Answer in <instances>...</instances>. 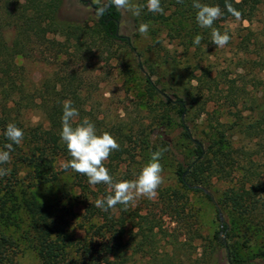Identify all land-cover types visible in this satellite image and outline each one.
I'll list each match as a JSON object with an SVG mask.
<instances>
[{"label":"rangeland","instance_id":"rangeland-1","mask_svg":"<svg viewBox=\"0 0 264 264\" xmlns=\"http://www.w3.org/2000/svg\"><path fill=\"white\" fill-rule=\"evenodd\" d=\"M69 2V11H77L84 20L88 19L93 24L96 14L92 7L72 5L75 0ZM132 2L144 6L141 15L148 11L147 0ZM160 2L164 13H153L155 18L146 22L149 25L146 36L138 31L139 25L143 23L141 15L136 17L131 12L122 11L121 31L133 39L137 47L134 57L129 56L122 47L113 49H118L116 54L102 47L89 53L85 44L72 34L51 30L47 37L61 49L63 55L60 61H68L71 66L69 69H75L83 80L81 94L85 100L84 119L94 123L97 134L107 131L120 145L119 150L112 152L104 162L114 182L135 179L151 159L152 153L158 150L163 152L160 159L163 183L157 189V196L154 199L139 197L128 206L144 215L157 217L162 228L159 231L160 252L168 243H179V264H201L199 259L207 250L206 246L216 243L214 235L228 222L230 225L233 223L235 229L230 241L237 244L238 256L245 261L243 264H258L263 248L256 244L258 242L244 247L239 228L248 222L252 231H256L258 239L264 240L263 217L260 214L242 217L232 213L231 208L223 203V198L224 193L231 188H249L252 185L249 182L251 177H255L257 184L264 183V131L263 139L256 137L254 132H238L233 136L228 132L231 142L224 144L226 146L223 148L231 154L232 160L225 166V172L212 178L205 186H197L202 191L187 189L182 185L178 171L181 165L186 168L194 159L195 144L184 137L176 111L171 109L170 114H167L162 105L163 97L150 95L146 77L154 72V81L174 87L178 96L173 92L166 93L173 101L182 97L185 91L197 95L199 90L195 88L201 79L210 77L214 80V93H206L203 97V100L211 101L206 111H201L196 102L193 112L185 114L193 139L203 142L205 148L214 145L219 139L215 129L216 120L219 118L229 124L233 122L227 116L231 107L225 103L228 93L223 87L237 80L241 85L247 83L252 95H255L261 83H264V0L248 18L226 21L219 18L215 21L213 27L222 34L227 32L231 37L223 48L212 43L211 29L201 28L198 24L191 25V19L181 17L188 7L179 8L183 0L179 3L177 0ZM4 32L11 36L16 34L13 29ZM196 35L202 37L200 45L193 44ZM83 39L88 46L90 38ZM42 49L34 46L33 59H20L26 65L29 76L37 83L64 66L50 57L46 58L48 55H42ZM133 58L144 65L137 67V61ZM161 87L159 85V89ZM243 107L240 104L238 108ZM164 115L169 116L166 125L161 120ZM42 116L39 110L28 111L26 120L35 124ZM67 161L65 158L57 160L55 169L63 170V164ZM0 168L8 170V175L0 177V195L7 196L13 211L15 206L17 209L14 211L15 217L6 224L2 223L6 227L1 228L20 243L15 250L13 264L40 262L37 252L29 245L32 243L27 233L30 220L22 204L27 194H34L44 204L55 205L51 210L59 226L63 227L60 235L74 249L76 243L83 242L87 236L89 225L84 220L87 202L100 199V186L112 192L105 184L90 185L87 177L72 170L63 174L61 183L52 188L50 184H42V175L35 174L24 164L14 161L9 165H0ZM63 193L64 197L60 198ZM207 194L214 201H210ZM257 201L258 197L252 199V203ZM19 218L27 222L20 224ZM172 247L169 245L167 249L173 250ZM139 264L146 262L141 260Z\"/></svg>","mask_w":264,"mask_h":264},{"label":"trees","instance_id":"trees-1","mask_svg":"<svg viewBox=\"0 0 264 264\" xmlns=\"http://www.w3.org/2000/svg\"><path fill=\"white\" fill-rule=\"evenodd\" d=\"M232 6L241 13L240 18H248L253 15L262 0H228ZM193 0H183L182 5L188 6L181 17L191 19V25L196 24V9L192 7ZM200 3L210 6H219L223 12L221 20L237 19L227 12L225 0H200ZM69 0H0V150H7L5 145L11 143L4 136V131L9 123L15 124L24 132V138L19 145H13L10 153L12 162L24 164L33 170L35 174L43 177L42 184H50L57 187L61 176L71 169L57 171V160L65 158L70 160V154L66 145L60 139L62 128L61 117L64 101L70 100L72 106L79 112V117L73 122L74 126L83 121L84 98L81 94L83 80L75 69H69L70 63L62 59V51L56 47L47 37L48 32L56 31L74 35L88 48L89 53L97 48L107 49L116 54L122 47L129 56L137 50L132 38L122 33L123 13L115 7H110L101 18L84 20L78 12L68 9ZM72 5L78 7H92L95 13L96 5L91 0H75ZM74 11V10H73ZM190 11V12H187ZM187 13H191L187 15ZM143 23L155 18L154 14L146 11L141 15ZM182 20V19H181ZM183 22V20H182ZM13 29L15 36L5 34V30ZM198 30V29H197ZM200 32V31H198ZM90 38L88 46L83 38ZM34 46L42 47L41 54L46 58H52L58 63L60 71L50 73L39 83L29 76L28 69L20 59H33ZM137 61L136 58H133ZM264 62V60H263ZM67 65V68L65 66ZM137 67L144 64L137 61ZM153 73L146 77L148 91L151 96L163 97L164 110L170 114V110L179 115L184 137L195 144L194 159L186 168L180 166L178 175L182 185L187 189H198L197 186H205L212 178L225 172V166L231 162V154L225 152L224 144L229 143L228 134L238 132H254L256 137L263 139L264 131V83L260 89L252 95L247 83L238 84L233 80L225 88L228 96L226 105L231 107L227 116L233 119L232 124L221 119L216 120L215 129L219 139L214 145L205 148L203 142L193 139L191 129L185 118L199 103L201 111L205 112L209 101L203 100L208 93H214L212 85L215 82L210 77L201 79L198 94L194 95L185 91L182 97L173 101L168 94L174 87L162 85L160 81L152 79ZM161 85V89H159ZM222 90V89H221ZM200 97V98H198ZM244 105L239 109V105ZM235 108V110H234ZM39 110L43 113L40 120L32 124L26 120L28 111ZM168 115L161 120L163 125L169 122ZM229 132V133H228ZM213 155V157H211ZM216 160V161H213ZM47 175V177H46ZM86 177V176H85ZM227 177V176H226ZM252 185L249 188H231L224 193L223 203L231 208L232 213L251 216L260 214L264 219V183H255V177L249 178ZM100 190V191H99ZM100 199L112 192L103 186L99 188ZM60 192H64L61 190ZM24 196V195H23ZM23 198V207L27 210L30 220L27 233L32 241L29 245L35 249L39 257V264H139L144 260L146 264H179V243H168L160 252L161 243L159 231H162L158 219L149 214H142L137 209L123 205H117L114 209L104 212L95 207V201H88L85 208L84 220L89 225L87 236L83 242L76 243L73 249L70 243H65L60 233L63 232L55 214L51 210L54 204L39 202L34 194H27ZM64 197V193L60 198ZM210 201H214L207 194ZM258 197L256 203L252 199ZM10 200L6 195H0V264H13L15 253L20 243L13 235H10L2 227L15 217L11 209ZM17 214V213H16ZM18 216V215H17ZM20 224L23 221L19 218ZM3 223V224H2ZM18 224V223H17ZM246 222L239 228L244 247H250L252 242L263 248L258 258V264H264V240L258 239L256 231L253 232ZM264 224V221H263ZM235 229L233 223H224L221 231L214 235L216 243H209L200 257L201 264H243L245 261L238 256L237 244L231 243L230 236ZM258 239V240H257ZM172 245L173 250L167 249ZM139 262V263H136Z\"/></svg>","mask_w":264,"mask_h":264},{"label":"clouds","instance_id":"clouds-1","mask_svg":"<svg viewBox=\"0 0 264 264\" xmlns=\"http://www.w3.org/2000/svg\"><path fill=\"white\" fill-rule=\"evenodd\" d=\"M182 2V0H177ZM95 7L97 18L105 16L110 7L117 10L131 12L133 16H140L144 6L132 2V0H91ZM147 10L151 13H164L160 0H147ZM192 7L196 9L195 19L201 28L211 29V40L217 47H225L231 37L227 32L221 33L213 25L223 12L219 6H210L200 3V0H193ZM227 12L237 19L241 13L237 11L228 0H225ZM141 35H147L149 25L141 23L138 27ZM202 37L196 35L193 44L200 45ZM79 117L78 110L72 106L70 100L64 101L63 113L61 117L60 139L66 145L71 159L63 164L65 170L71 169L73 172L86 176L88 183L92 186L105 184L108 185L112 194L95 201V207L104 212L114 209L118 204L123 205L125 210L130 204H134L137 198L146 197L154 199L157 196V189L163 183V166L160 163L163 152L158 150L151 154V159L141 169L139 175L133 180H121L114 182L105 166L112 152L120 148L117 140L107 131L97 134V129L89 119L85 118L82 122L74 126V121ZM4 136L11 143H7V150H0V165L10 161V153L14 150L13 145L21 144L24 132L15 124L9 123L4 131ZM8 175V170L0 168V177Z\"/></svg>","mask_w":264,"mask_h":264},{"label":"water","instance_id":"water-1","mask_svg":"<svg viewBox=\"0 0 264 264\" xmlns=\"http://www.w3.org/2000/svg\"><path fill=\"white\" fill-rule=\"evenodd\" d=\"M221 218H222V214H220Z\"/></svg>","mask_w":264,"mask_h":264}]
</instances>
